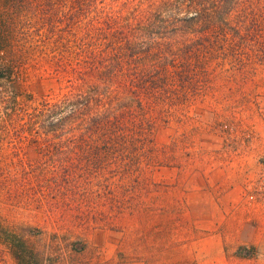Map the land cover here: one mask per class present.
<instances>
[{
    "label": "rangeland",
    "instance_id": "374dc122",
    "mask_svg": "<svg viewBox=\"0 0 264 264\" xmlns=\"http://www.w3.org/2000/svg\"><path fill=\"white\" fill-rule=\"evenodd\" d=\"M254 2L183 54L122 63L103 99L117 116L88 133L72 107L51 111L100 82L87 62L107 53L119 0H0V264H264Z\"/></svg>",
    "mask_w": 264,
    "mask_h": 264
},
{
    "label": "trees",
    "instance_id": "16d2710c",
    "mask_svg": "<svg viewBox=\"0 0 264 264\" xmlns=\"http://www.w3.org/2000/svg\"><path fill=\"white\" fill-rule=\"evenodd\" d=\"M257 6L254 0H119L118 17L110 14L116 27L105 45L107 53L87 62L90 70L99 74L100 82L81 80L54 105L52 114L70 106L78 122L77 130L89 133L102 129L108 122L106 119L117 116L103 99L112 97L110 88L119 83L122 63L147 61L152 55L163 58L169 53L183 54L188 48L185 42H191L198 29L230 25L239 17L247 18ZM143 67L146 70L148 64ZM100 104L107 107L106 114L96 111ZM80 114H86V118L80 120Z\"/></svg>",
    "mask_w": 264,
    "mask_h": 264
}]
</instances>
